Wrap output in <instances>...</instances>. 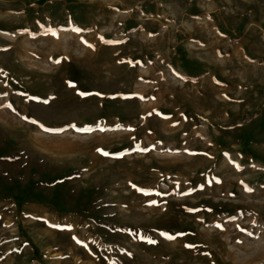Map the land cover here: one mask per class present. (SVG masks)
<instances>
[{"label": "rangeland", "instance_id": "obj_1", "mask_svg": "<svg viewBox=\"0 0 264 264\" xmlns=\"http://www.w3.org/2000/svg\"><path fill=\"white\" fill-rule=\"evenodd\" d=\"M0 264H264V0H0Z\"/></svg>", "mask_w": 264, "mask_h": 264}, {"label": "snow or ice", "instance_id": "obj_2", "mask_svg": "<svg viewBox=\"0 0 264 264\" xmlns=\"http://www.w3.org/2000/svg\"><path fill=\"white\" fill-rule=\"evenodd\" d=\"M154 203V202H153ZM169 238H173V237H169Z\"/></svg>", "mask_w": 264, "mask_h": 264}]
</instances>
